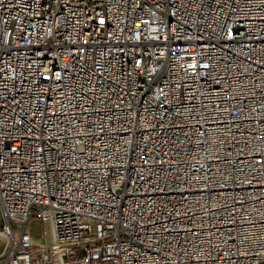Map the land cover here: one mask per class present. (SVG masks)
I'll return each instance as SVG.
<instances>
[{
    "label": "built area",
    "instance_id": "built-area-1",
    "mask_svg": "<svg viewBox=\"0 0 264 264\" xmlns=\"http://www.w3.org/2000/svg\"><path fill=\"white\" fill-rule=\"evenodd\" d=\"M0 204V264H264V0H0Z\"/></svg>",
    "mask_w": 264,
    "mask_h": 264
},
{
    "label": "rangeland",
    "instance_id": "rangeland-1",
    "mask_svg": "<svg viewBox=\"0 0 264 264\" xmlns=\"http://www.w3.org/2000/svg\"><path fill=\"white\" fill-rule=\"evenodd\" d=\"M4 216L2 214V209H1V204H0V257L4 256L6 254V252L9 249V240L8 242L5 239V235H4ZM34 230L36 233H40L41 232V225L39 222H37L34 226Z\"/></svg>",
    "mask_w": 264,
    "mask_h": 264
},
{
    "label": "bare ground",
    "instance_id": "bare-ground-1",
    "mask_svg": "<svg viewBox=\"0 0 264 264\" xmlns=\"http://www.w3.org/2000/svg\"><path fill=\"white\" fill-rule=\"evenodd\" d=\"M6 241L8 242V239L5 237Z\"/></svg>",
    "mask_w": 264,
    "mask_h": 264
}]
</instances>
